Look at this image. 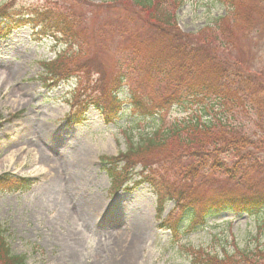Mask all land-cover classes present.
Returning <instances> with one entry per match:
<instances>
[{"label": "trees", "instance_id": "16d2710c", "mask_svg": "<svg viewBox=\"0 0 264 264\" xmlns=\"http://www.w3.org/2000/svg\"><path fill=\"white\" fill-rule=\"evenodd\" d=\"M31 1L18 7L8 0L0 7V37L29 27L65 46L53 61L41 64L40 79L48 87L76 80L66 102L68 127L81 124L89 107L104 123H113L124 89L131 112L152 119L150 135L116 156L99 158L110 193L131 190L127 184L138 176L135 186H150L158 229L171 239L222 213L264 215V67L252 65L241 46L237 59L227 56L238 39L264 38V0H217L223 16L195 34L177 27L182 0H106L99 9L104 25L97 28L82 24L70 10L83 0H45L43 6ZM109 36L118 42L110 69L88 51L89 38L98 49V38ZM174 107L189 116L170 121ZM228 183L243 190L236 192ZM30 184L0 176V192L26 191ZM168 204L172 208L162 217ZM4 232L0 225V264H25V256L10 251ZM188 250L189 264H264V250L257 248L234 245L221 255Z\"/></svg>", "mask_w": 264, "mask_h": 264}, {"label": "rangeland", "instance_id": "374dc122", "mask_svg": "<svg viewBox=\"0 0 264 264\" xmlns=\"http://www.w3.org/2000/svg\"><path fill=\"white\" fill-rule=\"evenodd\" d=\"M13 1L18 7L32 2ZM104 1L83 0L70 10L82 17V24L97 28L104 25V13L99 10ZM5 2L0 0V6ZM43 2L33 3L43 6ZM223 14L217 0H182L176 24L180 32L195 34ZM254 37L228 46L227 56L237 59L241 46L252 65L264 67V50H259L264 49V38ZM90 40V56L96 55L110 69L116 39L109 36L101 42L98 38V49ZM63 48L37 37L30 28L0 39V176L31 181L26 191L0 192V225L10 251L25 256V264H189L190 248L219 255L231 252L234 245L264 250L263 214L222 213L197 231L171 239L169 232L158 229L150 187L134 186L138 176L129 182L131 190L110 193V181L98 159L116 156L150 135L153 122L131 112L124 89L118 95L122 110L113 123H104L90 107L83 123L67 128L66 101L74 80L46 87L39 79L40 64L54 59ZM188 112L174 107L168 119H185ZM227 185L236 192L243 190L234 183ZM171 208L168 204L162 217Z\"/></svg>", "mask_w": 264, "mask_h": 264}]
</instances>
